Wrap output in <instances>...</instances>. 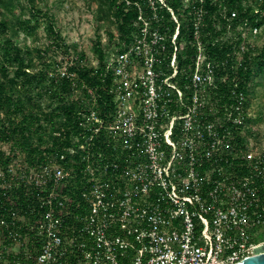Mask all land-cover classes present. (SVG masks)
I'll list each match as a JSON object with an SVG mask.
<instances>
[{"label":"built area","instance_id":"built-area-1","mask_svg":"<svg viewBox=\"0 0 264 264\" xmlns=\"http://www.w3.org/2000/svg\"><path fill=\"white\" fill-rule=\"evenodd\" d=\"M144 3L147 13L133 3L128 44L101 42L111 106L99 111L88 89L69 145L0 167V264H237L264 253V152L243 93L210 102L219 63L207 61L204 0H182L181 15ZM186 15L190 39L179 42ZM58 75L75 78L67 62Z\"/></svg>","mask_w":264,"mask_h":264},{"label":"trees","instance_id":"trees-1","mask_svg":"<svg viewBox=\"0 0 264 264\" xmlns=\"http://www.w3.org/2000/svg\"><path fill=\"white\" fill-rule=\"evenodd\" d=\"M24 1L26 4L22 0H0V145H7L10 151V155H6L0 149V167L9 164L15 153L34 164L43 162L58 146L69 145L70 133L77 132L80 102L87 101L88 89L96 96L99 111L106 104L111 106L106 94L111 75L104 66L106 52L100 37L92 46L97 66H90L84 54L72 52L65 44L48 10L36 8L34 0ZM129 1L131 6L127 8L121 0H100L97 15L99 21L106 18L114 26L118 40L125 44L130 41L137 13L133 3L139 2L148 12L144 0ZM181 1L165 0V4L181 15ZM203 7L207 61L219 63L210 102L229 106L233 102L231 90L236 89L248 97L251 82L264 71V43L255 53L253 48L246 46L247 38L242 37L247 29L263 26L264 0H204ZM16 10L20 15L28 13L27 18L19 17L16 21L20 32L33 36L38 29H43L47 40L43 49L36 48L32 53L5 36L6 16L14 15ZM162 13L168 23L169 15L166 11ZM190 30V16L186 15L179 42L190 39ZM230 33L236 37H228ZM114 37L109 33L110 41ZM241 44L245 45L244 51L240 49ZM194 54V47L186 44L179 59L180 66L190 69ZM58 55L62 56L60 60L56 58ZM64 62L68 63V72L75 78L59 77L58 69ZM223 62L225 64L221 65ZM55 133H60L61 138H54Z\"/></svg>","mask_w":264,"mask_h":264},{"label":"rangeland","instance_id":"rangeland-1","mask_svg":"<svg viewBox=\"0 0 264 264\" xmlns=\"http://www.w3.org/2000/svg\"><path fill=\"white\" fill-rule=\"evenodd\" d=\"M22 2L26 4L24 0ZM99 2L100 0H34V6L42 11L48 10L65 44L71 48L72 52L84 54L90 66H96L92 53V46L96 38L100 37L103 43L104 40L106 42L109 39V33H113L118 38L114 26L106 18L102 21L98 20ZM102 11L104 10L102 9ZM27 16V12L20 15L17 10L14 15H7L5 36L18 47L34 53L36 48L43 49L47 40L42 28L38 29L33 36H26L18 30L16 21L19 17L27 18ZM233 34L230 33L228 37L235 38L236 35ZM245 36L248 44L246 46L253 48L255 53H258L264 43V24L256 35H252L250 29H247ZM56 58L60 60L62 56L58 55ZM247 105L251 114L249 118L251 144L253 148L264 152V71L251 82ZM0 149L3 152L9 150L7 145H0Z\"/></svg>","mask_w":264,"mask_h":264},{"label":"water","instance_id":"water-1","mask_svg":"<svg viewBox=\"0 0 264 264\" xmlns=\"http://www.w3.org/2000/svg\"><path fill=\"white\" fill-rule=\"evenodd\" d=\"M237 264H264V253L246 258Z\"/></svg>","mask_w":264,"mask_h":264}]
</instances>
